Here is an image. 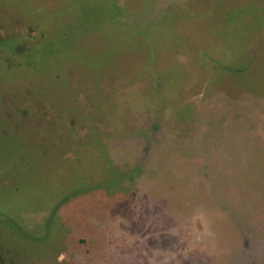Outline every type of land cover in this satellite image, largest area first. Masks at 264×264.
<instances>
[{"label":"rangeland","instance_id":"1","mask_svg":"<svg viewBox=\"0 0 264 264\" xmlns=\"http://www.w3.org/2000/svg\"><path fill=\"white\" fill-rule=\"evenodd\" d=\"M0 264H264V0H0Z\"/></svg>","mask_w":264,"mask_h":264}]
</instances>
